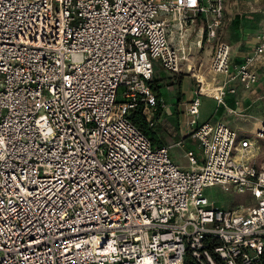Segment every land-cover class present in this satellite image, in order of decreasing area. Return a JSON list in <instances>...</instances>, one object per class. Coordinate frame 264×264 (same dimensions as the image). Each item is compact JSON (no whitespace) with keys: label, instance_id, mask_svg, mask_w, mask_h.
<instances>
[{"label":"built area","instance_id":"obj_1","mask_svg":"<svg viewBox=\"0 0 264 264\" xmlns=\"http://www.w3.org/2000/svg\"><path fill=\"white\" fill-rule=\"evenodd\" d=\"M223 11V0H0V264H264V120L250 138L195 121V73L184 110L202 161L187 149L186 168L128 116L138 107L151 126L164 105L155 61L182 70L172 28L183 49L200 47ZM229 52L218 40L210 63L223 104L234 81L258 80L264 32L243 60ZM216 184L248 203L216 206L203 191Z\"/></svg>","mask_w":264,"mask_h":264},{"label":"crops","instance_id":"obj_2","mask_svg":"<svg viewBox=\"0 0 264 264\" xmlns=\"http://www.w3.org/2000/svg\"><path fill=\"white\" fill-rule=\"evenodd\" d=\"M223 10H224V15L222 17V23L219 26L221 27V30H220L221 38L223 41L228 43L230 46V52H229L230 57L229 58L231 59V61L232 62L241 61L243 60V58L253 53L254 48L259 43L260 36L264 32V27L262 25V20L264 18V0H223ZM185 27H186V31L192 32L193 37L194 36L196 37L198 35L199 27L197 30H196V27H194V25H186ZM193 31H195V33ZM173 44L179 47L178 55H179V59L181 60L180 63H181V67L183 70L181 71L184 72V67H186L187 70L189 68V71L184 72V73H187L189 77L191 78L190 80L191 95L188 98L181 88V84L183 81L182 75H179L180 73H176L170 70L163 69L161 65L159 64V62L157 61L158 62L157 64L161 68V71H166V72L168 71L167 72L168 75H171V76L177 75L178 77L180 76L181 78H179L180 82L177 87H175V84H174L175 82L172 78H170L169 79L170 81H168L167 83L165 82L167 81V78H165L163 81L160 80L164 77L155 75L156 64H154L152 79L154 81V84L157 85L155 92L159 94L164 104L159 109V112L157 113L155 123H157L159 118L163 115L164 117H166L167 120H168L167 117H169V115H171L173 118L174 116H176V123H177L176 127L172 123V127L173 128L175 127L173 135H175V133L179 134L180 139H176L174 143H176L177 141H181L182 143L181 145H184L185 144L184 142L188 141L189 144L188 143L185 144L186 150H184L183 154L185 153V151H187V149L194 148L197 158L199 159V161H202V154L197 149V142L189 134V130H188L189 126L186 125L187 114L185 113L184 107H185L186 101L189 100L193 95L192 90H193V86L196 80L195 77H193L194 71L192 72L190 70V67L197 66L198 64H200L199 70L201 71L203 64L205 65L204 55L209 54V49L204 48L205 45L204 46L201 45L200 47H197V46H192L189 48L186 47L183 49L182 44L179 42L177 35H176V39L175 38L173 39ZM192 49H199V51L201 50V53H199V55L197 56V57H200V55L202 54L201 61L198 60L197 65L195 61L191 60V57L189 56V50H192ZM184 55H186L187 58L183 59ZM253 59L254 60L252 62V66L258 75V80L254 84H252L249 89L242 88L239 82L234 81V83L236 84V90L234 91V93H227L225 95L226 101H225V104H223L226 109L233 108L234 109L233 112L242 111V112H248V113L250 112L251 114L252 112H256V110H259V112H256L255 120L253 122L254 128L250 129L251 131L250 133L254 131V129L259 125L258 123L261 120H264V53L255 55ZM207 74L210 76L209 70H207ZM223 78L224 76L221 73H217L216 78L214 79V76L212 75V80L211 78H209L208 82L211 81L212 85H218L219 83L223 81ZM162 84H166V86L168 84L169 85L172 84L174 86L173 87L175 89L174 94H176L174 108L166 103L163 97V94H161L160 85ZM204 96H205V99L208 101L209 105H213V107L211 106V109L212 110L214 109L212 112L213 113L212 116L216 114L214 113L215 111L217 112L221 111V113L218 115L217 118L213 116L210 119L205 118L204 120H209V121L214 122L216 120L223 118V120L225 119L224 121L228 123L226 119V113L224 114L225 112L224 107L221 106V104L217 107L216 99L213 96L205 95V94ZM199 109H200V106H199ZM181 118H185L186 120L185 124L183 125L180 124ZM233 128L237 129L239 136L246 135L240 132L238 130V127L235 126ZM164 143L169 146V153H170L171 158L175 162H177V160L173 157L170 151L173 144L171 142L166 143V141ZM177 163L186 168L191 167L189 160L187 161V164L186 163L181 164L179 162Z\"/></svg>","mask_w":264,"mask_h":264},{"label":"rangeland","instance_id":"obj_3","mask_svg":"<svg viewBox=\"0 0 264 264\" xmlns=\"http://www.w3.org/2000/svg\"><path fill=\"white\" fill-rule=\"evenodd\" d=\"M223 15H224V11H223ZM223 15H222V17H223ZM221 23H222V18H221L220 24L218 25L217 34H216V37L214 39L207 40L205 38V32L203 34V39H202L201 44H202V46H204V45L206 46V47L204 46V48L209 49V54L204 55L205 56V59H204L205 65L203 64V66H202V70H204V71L199 70L200 64L197 65V63H198L197 61L198 60L201 61V55L202 54L200 55V57H197L199 55V53H201V50L200 51H199V49L189 50V56L191 57V60H194L196 65H197V66H193L190 70L192 72L194 71L193 77H195V73H201L202 72V76H204V84H203L204 88L214 87L212 85V82L211 81L208 82V80H209V78H211V80H212L213 73L210 70V63L212 61L211 58H212L213 52L215 51L216 42L218 40H222L221 34H220L221 27H219L221 25ZM201 24H203V17H199L196 20V23L194 24V27H196V30L198 29V27L200 28ZM193 32L195 33V31H193ZM171 34L173 35L172 40L174 38L176 39L177 34L173 28H172ZM191 37H193V36H191ZM179 61H181V60L179 59ZM207 61H208V63H207ZM157 63L158 62L155 61V64H156L155 75H158L160 77H164V78L160 79L162 81L165 78H167V81H165L166 83L168 81H170L169 80L170 78H172L175 82L174 83L175 87H177L179 82H180L179 78H181V77L180 76L178 77L177 75H174V76L168 75V73H167L168 71L167 72L161 71V68L158 66ZM207 70L210 71V76L207 74ZM182 71L179 72L180 73L179 75H182V77H183L181 88H182L183 92L186 94V96L189 98L191 95V93H190V91H191V84H190L191 78L189 77V75L187 73H184V72H188L189 68L187 70V68L184 67V72H182ZM155 87L157 88L156 85H155ZM173 87L174 86L172 84H170V85L168 84L167 86H166V84L160 85L161 94H163V97H164L166 103L174 108L175 99H176L175 95L176 94H174L175 89ZM194 87H196V80H195V84H194L193 88ZM155 91H156V89H155ZM207 95L214 97V95H215L214 89H211L210 93ZM220 104H221V106L224 107L223 103L216 101L217 107ZM211 106L213 107V105H209L208 101L205 99L204 94H202L201 105H200L201 111L198 114L194 115L192 118L198 122L204 120L205 118L210 119L213 116H215L217 118L218 115L221 113V111H218V112L215 111L214 113H216V114L212 116V114H213L212 112L214 109L212 110ZM224 109H225L224 114L226 113V119H227L228 123L230 125H232L233 127H235V126L238 127V130L240 132H242L243 134H246L247 137H249V138L252 137V133H250L251 132L250 129L254 128L253 122L255 120L256 112H259V110H256V112H252L250 114V112L248 113V112H242V111H237V112L236 111L235 112L229 111L225 107H224ZM167 118H168V120L163 115L159 118L158 122L156 123V125H158V127H160L159 134L164 137V140L166 141V143L171 142L173 144L170 151H171L173 157L177 160V162H179L181 164L182 163L187 164L188 159L184 156L183 152H184V150H186L185 144L186 143L189 144V142L188 141L184 142L185 143L184 145L174 143V141L176 139H180L179 134L175 133V135H173L174 134L173 132H174L175 127L177 125L176 116H174V118H173L171 115H169V117H167ZM187 118L188 117H186V119ZM185 121H186L185 118H181L180 124L181 125L185 124ZM172 123L175 126L174 128L172 127ZM259 143H260V141H259ZM259 157H264L263 152L260 153ZM203 191L208 196V198L218 207H228V208L229 207H233V208L239 207L241 209L243 204L248 203V200H247L248 193L239 192L238 190L233 189L232 186H229L228 189H225L222 184H220V185L216 184V185H211V186H205Z\"/></svg>","mask_w":264,"mask_h":264},{"label":"trees","instance_id":"obj_4","mask_svg":"<svg viewBox=\"0 0 264 264\" xmlns=\"http://www.w3.org/2000/svg\"><path fill=\"white\" fill-rule=\"evenodd\" d=\"M152 86L155 91L156 87H155L153 79H152ZM128 116L138 127H140L146 133V135L149 137L153 145L165 144L164 137L159 134L160 127H158L156 123L149 126L146 122L144 115L142 114V112L140 111L138 107L131 109Z\"/></svg>","mask_w":264,"mask_h":264},{"label":"bare ground","instance_id":"obj_5","mask_svg":"<svg viewBox=\"0 0 264 264\" xmlns=\"http://www.w3.org/2000/svg\"><path fill=\"white\" fill-rule=\"evenodd\" d=\"M211 89H214V91H215V87H206V88H204V86L202 85V93H205V95H207V94H209L210 93V90ZM217 92H215V94H216Z\"/></svg>","mask_w":264,"mask_h":264}]
</instances>
